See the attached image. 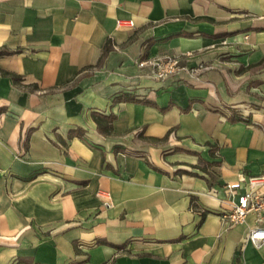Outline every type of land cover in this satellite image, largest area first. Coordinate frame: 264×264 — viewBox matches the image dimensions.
<instances>
[{"label":"crops","instance_id":"obj_1","mask_svg":"<svg viewBox=\"0 0 264 264\" xmlns=\"http://www.w3.org/2000/svg\"><path fill=\"white\" fill-rule=\"evenodd\" d=\"M0 47V264H264L219 218L264 172V0H0Z\"/></svg>","mask_w":264,"mask_h":264},{"label":"built area","instance_id":"obj_2","mask_svg":"<svg viewBox=\"0 0 264 264\" xmlns=\"http://www.w3.org/2000/svg\"><path fill=\"white\" fill-rule=\"evenodd\" d=\"M133 20L130 18H118L116 20L117 27L133 26ZM180 59L178 55L173 53L163 57H143L137 58V65L140 74L148 75L153 78H160L166 72L184 69L179 65ZM190 71H196V68H190ZM1 116V115H0ZM246 188L243 192L237 193L239 184L226 182L225 187L229 196H235L236 199L231 201L229 207H224L219 212V218L223 226V230H227L235 224L245 221L248 214H253L254 222L247 229L244 235V243L250 242L254 246L264 245V172L258 174H248L244 178ZM95 195L105 207L112 205L110 193L108 191L98 189ZM199 214H203L204 208L195 209Z\"/></svg>","mask_w":264,"mask_h":264},{"label":"trees","instance_id":"obj_3","mask_svg":"<svg viewBox=\"0 0 264 264\" xmlns=\"http://www.w3.org/2000/svg\"><path fill=\"white\" fill-rule=\"evenodd\" d=\"M11 51H9V50H7V49H5V48H1L0 47V55L1 54H5V53H10ZM0 72L2 73V74H7V75H10L12 78H13V80H14V82L15 81H18L19 79H20V76L19 75H17L16 73H14V72H11V71H8V70H4V69H1L0 68ZM98 118H99V116H97ZM111 117V116H110ZM97 118V120H98V122L100 121V119H98Z\"/></svg>","mask_w":264,"mask_h":264}]
</instances>
